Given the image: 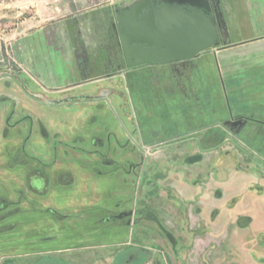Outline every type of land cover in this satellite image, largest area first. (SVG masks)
<instances>
[{"label": "rangeland", "instance_id": "1", "mask_svg": "<svg viewBox=\"0 0 264 264\" xmlns=\"http://www.w3.org/2000/svg\"><path fill=\"white\" fill-rule=\"evenodd\" d=\"M136 1L138 0H115L116 9L120 12ZM106 2L107 0H100V3ZM210 3L218 17L220 35L216 44L203 52L231 45L233 42L229 27L233 16L248 13L251 10L249 7L256 9L255 1L244 3L243 0H237L236 3L235 0H210ZM27 11L18 19L27 16ZM4 13L0 10V31L5 29L9 32L11 28L16 27L15 20L2 17ZM114 15L103 16V19L98 15L100 18H94L96 23L93 27L92 18L91 23L90 19L87 23L86 19L83 20V29L68 28L64 37L74 43L62 50H58L57 44L54 45L56 48L47 47L46 42L36 35L35 46L32 44L35 48L33 59L27 65L22 66L18 59L15 60L16 57L24 60L22 51L17 54L15 50L12 52L9 46L4 63L0 64V110H6L12 102L38 106L40 103H49L45 105L55 111L51 117L56 121L52 120L51 126L57 127L61 122V126L66 128L62 134L67 139L76 136L73 127L76 123L81 124L80 127L78 125L81 140L76 150L70 149L73 145L68 141L64 149L58 150L60 156L49 157L45 161L49 166V173L45 171V174H49L51 184L47 198L25 193V200H35V209L23 205L25 208H20L18 214H13L15 210L10 208L0 211V262L11 254L10 247L14 243L12 233L17 230V226L12 225L17 222L15 220L19 218V221H23L26 217L29 219L33 216L45 217L41 213L44 210L42 206L48 201L50 206L58 208V203L87 200L91 201L95 208L87 215L90 219L105 218L125 209L134 211L136 208L153 216V221L149 218L146 221V238L131 240V252L136 254V257L130 264H264V241H257L250 231L245 230L251 222L249 210L253 195L251 190L246 188L258 182L253 184L256 188L264 175L260 168V165L264 166V118L259 121L257 116L244 115L213 124L212 117L209 121L211 126L204 128L199 127L192 119L183 121L177 118V121L175 116L171 115L170 106L163 97L165 93L156 95L154 77L151 78L150 74L140 77L129 72L134 70V67H129L126 63ZM112 23L113 30L110 29ZM102 34H106L108 40L114 41L115 54L111 48L104 49L102 42L97 40ZM51 36L54 41L59 35L53 32ZM253 36L255 34L245 33L243 41H248V38ZM6 42L9 44V41ZM109 53H113L115 61L121 63L120 69L111 74L103 71L93 76L84 75L82 86H68L74 82H70V79L68 81L64 76L70 78L68 68H73L75 62L81 59L86 61L87 65L90 59L106 60ZM9 73L13 75V80L9 79ZM197 74L192 78L188 95L178 96V102L183 100L187 104L189 98L191 100V97H195L191 95L193 91L205 89L208 92L207 88L199 83ZM47 75L53 78L48 84L43 82ZM95 76L102 77V80L84 81ZM62 86L69 88L60 90L59 87ZM46 87H51L52 90L49 91ZM163 88L171 89L170 86ZM20 89L32 91L35 95L31 97L35 101L23 96L24 93ZM103 90L107 92L102 94ZM76 94L82 95L75 97ZM85 94H94L96 97L87 98ZM54 104L61 108H54ZM181 104L182 106L176 108H182L184 104ZM177 105L178 103L174 106ZM140 107L145 110L142 116L136 111L141 109ZM187 108L188 106H184V109ZM3 111L0 112V118L4 115ZM98 120L102 127H106L104 131L96 129L98 125L93 122ZM233 123L240 124V127L235 128ZM139 125L145 127L146 132L143 131V135L146 140L134 144L136 140L139 141L136 133ZM52 131L59 133L57 128ZM129 132L135 141L124 134ZM108 134H111L109 141L106 140ZM95 136H101L103 143H93L92 138ZM188 136L198 137L203 143V148L207 149L214 148L227 139L231 140V143H223L222 147L210 153L201 152L196 144L175 145L155 154L150 153L167 142L175 143ZM16 140L19 144L15 143L14 146L20 147L21 140ZM41 149L42 144H35L36 153H41ZM98 154L106 155L107 160L104 162ZM246 154L253 160L243 159ZM7 164L8 162L4 161L1 165L0 175L12 180L14 171H11V167L15 164L14 161L10 162L9 166ZM41 164V160L37 159L18 160V175L26 174L27 170L41 173ZM257 169L258 173L254 172ZM99 171L102 173H98ZM9 185L11 188L13 182L10 181ZM90 189L93 192L91 196L88 193ZM0 195L10 201L14 194L2 192ZM12 199L15 200V196ZM66 209L68 210H62L63 214L69 213L71 217L75 215L74 209ZM254 209L256 212L257 208ZM26 211L28 213L22 215ZM70 211H73V214ZM47 216L51 218L50 233H61L60 228H63L64 223L57 221L53 214ZM155 220L161 223L163 230L155 224ZM40 222L38 219L37 223ZM114 232H119L116 226ZM57 237V243L51 244L53 246L50 249L55 253H52L50 260L52 264L53 260L65 264L61 254L67 253L66 250L71 247L77 250L75 247L78 243L63 242L68 239L67 234L62 233ZM124 241L121 237H116L93 242L99 246L115 243V246L109 248V253L98 257L96 264H127V250L121 245ZM7 260L4 263L10 261Z\"/></svg>", "mask_w": 264, "mask_h": 264}, {"label": "flooded vegetation", "instance_id": "2", "mask_svg": "<svg viewBox=\"0 0 264 264\" xmlns=\"http://www.w3.org/2000/svg\"><path fill=\"white\" fill-rule=\"evenodd\" d=\"M129 8V7H128ZM126 8V9H128ZM126 9L121 10L118 12V10H115V18H116V25L118 26V16L122 14ZM110 29H114V24H110ZM119 32V30H118ZM120 37V32H119ZM122 44V42H121ZM122 49L125 54L126 63L128 65V60L126 57V52L124 49V46L122 44ZM115 47L113 46L112 51L114 53ZM110 51V50H109ZM113 53L108 54L107 59H103L102 61L95 60L92 61L89 60L90 63L86 65V61L79 60V62H75L73 69L77 71V74L79 76L78 81L76 82L77 85H83L82 77L85 75L86 77L89 75H97L103 71H107V74H111L113 71L118 70L122 67L121 63L119 61H115V57L113 56ZM115 54V53H114ZM87 66V68H86ZM151 67V68H150ZM155 67H164L163 72H154L153 70ZM137 68H150L148 75H151V78H153L155 86V92L156 95L159 96L162 95V93H165L163 95L165 101L168 103L170 108H173L174 105L178 103L177 96H187V91L189 90L190 83L192 82V78L195 74V66L191 59L183 60V61H173V62H166V63H159V64H143L139 65L137 67H134V69ZM72 69V67H71ZM179 71H175L178 70ZM151 71V72H150ZM68 74H70V70L68 69ZM144 75V74H143ZM104 76V75H103ZM131 76V75H130ZM100 76H95L89 78V80L84 81H95ZM150 78V79H151ZM181 81V82H180ZM80 83V84H78ZM88 84V83H87ZM167 87H171V89H164ZM23 91V96H26L30 98V100L35 101L31 96H34L35 94L32 93V91H27L26 89H20ZM107 92L106 90H103L101 93L104 94ZM82 94H76L75 97H81ZM94 94H85V97H96L93 96ZM98 95V94H97ZM94 99V98H93ZM163 102V99L161 100ZM164 101V102H165ZM44 102V101H43ZM107 102V101H105ZM49 103H40L38 105H18L16 102H12V104L6 108V110H0V112L3 111L4 115L2 118H0V168L1 165L4 163V161L8 162V166L10 162L14 161V166L11 167V171H14L13 178L8 179L7 177H2V174L0 175V193H13L10 198V201L6 198L2 197L0 195V211L7 209L15 210L12 213L18 214V210L20 208H29V209H35V200H25L27 196H25V193H31V194H38L43 199L47 198L51 184H50V176L49 174H45V171L49 173V166L45 163V161L49 157L56 158L57 155L60 156V153H58V150L66 147V142L69 141L71 145H73L70 149L76 150L78 144L81 140V134L78 133V130L80 129L79 123H76V125L73 127L74 132H76V136L70 137L67 139L65 136H63L62 131H65L66 128L64 126H61L60 124L56 126H51L52 123V117L51 114L53 112L51 110V107L48 105H45ZM60 104V103H59ZM62 104V103H61ZM108 104V103H107ZM162 104V103H161ZM54 108H61L60 106H56L55 104ZM136 110L140 115L142 116L143 113H145V110L142 109ZM259 121L263 120L262 118H256ZM53 122H56L53 120ZM94 125H98L96 129H100L104 131L106 127H102L100 124L101 122L94 121ZM234 124V123H233ZM79 125V127H78ZM101 126V127H99ZM139 129H135L136 133L139 136V141L134 139L131 135V133H124L127 137L133 138L136 143H141L140 141L146 140V136H144L143 131L146 132L145 127L143 125H139ZM235 128L240 127V124L235 123L233 125ZM58 129L59 133L56 134L53 133L52 129ZM93 128V127H92ZM95 129V127H94ZM124 132V129H123ZM127 132V131H126ZM79 134V135H77ZM126 137V138H127ZM20 139V147L14 146L15 143L18 145L19 142H16V139ZM107 141L111 139V134H108L106 137ZM40 139V140H39ZM128 139V138H127ZM93 143H103V139L101 136H95L92 138ZM231 143V140H229ZM225 143V141L221 142L219 145H217L214 148L207 149L203 148L202 141L196 137V136H188L186 139L180 140L175 143L167 142L163 144L164 146H159L151 150L150 153H157L160 150L171 148L175 145H185V144H196L198 149L203 153H210L213 150H216L220 147H222ZM35 144H42V152H35ZM2 146V147H1ZM140 146V145H139ZM100 159H102L104 162L106 159V155L104 154H98ZM41 160L42 164L41 167V173L40 171L35 173L33 170H27L26 174H23L21 176L18 175V166L17 161H25V160ZM111 161H106V163ZM19 164V163H18ZM28 165V164H27ZM30 166V165H29ZM32 169V168H31ZM16 170V171H15ZM31 171L29 174L28 172ZM102 173V172H98ZM69 178V177H68ZM12 181L13 185L11 188H9V182ZM19 182H23L22 184ZM82 191V190H81ZM90 193V196L92 195V191H88ZM15 196V200L12 199ZM32 199V198H31ZM45 200L43 201V203ZM60 208L52 207L50 206L49 201L47 203H44V206L42 208L44 209L41 213L44 214L45 217L35 218V216L31 218H25L23 221H19L18 219L16 223H13L12 225L17 226L16 232L12 233V238L14 239L13 245L10 247L11 254L10 256H7L6 260H1L0 264H52L50 258H52V253H55V251L51 250L52 242L53 244L57 243L55 239H58V235L67 234L69 237L68 239L64 240L63 242H68L67 244H75L78 243V246L75 247L77 250H73V248H68L70 250H66L67 253L61 254L63 260L65 261V264H96L98 261L99 256H104L105 253H109V248L115 246L114 242L101 245L99 246L97 243L99 240H106V239H113L116 237H121L125 241L121 244L125 247L127 250L126 254L128 256V259H126V263L130 264L136 257V254L131 252V240L132 239H144L146 238V221L149 218L150 221H153V216L147 215L142 213V210L140 208L134 209V211L130 210H122L118 214L110 215L109 217L105 218H94L90 219V217H87L88 214H91L93 210L95 209L93 207V203L91 201H84L80 202L79 200L73 201V202H65L64 204L58 203ZM25 205V206H23ZM66 208H72L75 210L74 216H70L69 213L65 214L62 210H68ZM56 209H61V211H56ZM15 212V213H14ZM24 213L23 212L22 215ZM31 213V211H30ZM60 213V214H59ZM63 216H62V214ZM70 213L73 214V211H70ZM54 215V218L57 221L63 222V228L61 227V233H50V222L51 218L49 216L46 217V215ZM142 214H144L142 216ZM28 215V214H26ZM86 216V217H85ZM131 216H133V219L131 220ZM141 216V217H138ZM38 219L41 220V222L38 224ZM155 224L161 229L162 225L159 223V221H154ZM38 224V225H37ZM115 226L117 227V230L119 231L117 234H115ZM2 229V228H1ZM123 231H122V230ZM133 231H130V230ZM82 231V232H80ZM84 231V233H83ZM58 232V229L56 230ZM80 232V233H78ZM77 241V242H74ZM66 244V243H65ZM60 254V253H59ZM56 255V254H55ZM139 255V253H138ZM4 257V256H3ZM49 258V259H48ZM85 258V259H84ZM7 259H10L8 263H4V261H8ZM53 264H58V262L61 264V261L53 260Z\"/></svg>", "mask_w": 264, "mask_h": 264}, {"label": "crops", "instance_id": "3", "mask_svg": "<svg viewBox=\"0 0 264 264\" xmlns=\"http://www.w3.org/2000/svg\"><path fill=\"white\" fill-rule=\"evenodd\" d=\"M235 1L237 3V0ZM245 1L247 3L255 1L256 9L252 10L249 7L251 10L248 13L233 16L229 27L233 43L212 51L202 52L192 60L196 68L195 73H198L196 76L199 78V83L203 85L202 87L207 88L208 92L205 89L193 91L191 95H195V97H191V100L189 98L187 104L183 100L179 101L177 106L170 108V113L175 116L174 118L183 121L192 119L201 128L211 126L209 121L212 117L213 124L244 115L264 118V0H243L244 3ZM115 3V0H107L106 3H100V0H0V10L6 13L2 17H11V20H15L14 24L16 25L9 32L5 29L0 31V64L4 63L9 46L12 52L16 51L18 54L22 51V55H25L23 61L16 57L15 60L18 59L20 65L30 64L33 59L36 35L46 42L47 47L55 44H57L58 50L71 47L74 42L67 41L64 37L67 29H83L84 19H86L85 23L88 22V19L91 23L92 18L93 20L96 17L100 18L98 15L102 16V19L103 16L114 15ZM24 9H28V11ZM236 10L238 12L237 8ZM24 11H27V16L18 19ZM235 17L236 19H234ZM94 23H96L95 20L92 22V27ZM53 32L55 35H59L54 41L51 36ZM245 33L255 34V36L248 38V41H243ZM103 35L97 40L102 42L104 49H112L114 41L108 40L106 34ZM30 38L32 40H29ZM6 41H9V44ZM150 68H137L129 70V72L145 77ZM163 68L155 67L153 71L162 73ZM68 69L71 73L70 78H67L66 75L64 78L74 82L68 85L69 87L73 85L77 87L76 82L79 79L77 71L73 68ZM175 71H179V69ZM9 75L11 76L9 79L13 80V75L10 73ZM32 78L34 79V77ZM101 78L99 77L95 81L99 82L102 80ZM51 79H53L51 75H47L43 82L48 84ZM68 86L59 88L60 90L67 89ZM46 88L49 91L52 90L51 87ZM181 103L188 106L187 110L184 109V106L177 109L178 106H182ZM227 142H230L229 139L225 141V144ZM243 159L253 160L248 154ZM260 166L264 171V166ZM258 170H254V172L258 173ZM262 176L263 179L256 185V188L253 187V184L258 182L252 183L246 188L250 189L253 195L249 210L251 222L245 230L250 231L257 241H264V175ZM254 208H257L256 212Z\"/></svg>", "mask_w": 264, "mask_h": 264}, {"label": "water", "instance_id": "4", "mask_svg": "<svg viewBox=\"0 0 264 264\" xmlns=\"http://www.w3.org/2000/svg\"><path fill=\"white\" fill-rule=\"evenodd\" d=\"M218 24L210 0H138L118 16L129 67L196 58L216 44Z\"/></svg>", "mask_w": 264, "mask_h": 264}]
</instances>
